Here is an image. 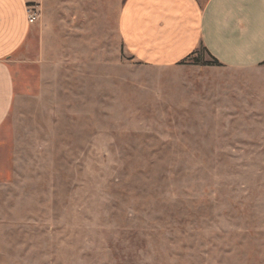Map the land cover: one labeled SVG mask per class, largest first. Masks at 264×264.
Segmentation results:
<instances>
[{"label": "rangeland", "instance_id": "rangeland-1", "mask_svg": "<svg viewBox=\"0 0 264 264\" xmlns=\"http://www.w3.org/2000/svg\"><path fill=\"white\" fill-rule=\"evenodd\" d=\"M64 2L13 66L0 264H264V63L143 65Z\"/></svg>", "mask_w": 264, "mask_h": 264}, {"label": "crops", "instance_id": "crops-1", "mask_svg": "<svg viewBox=\"0 0 264 264\" xmlns=\"http://www.w3.org/2000/svg\"><path fill=\"white\" fill-rule=\"evenodd\" d=\"M51 1L0 0V130L13 105V66L39 33L44 41ZM29 6L43 10L42 22L30 23ZM107 8L123 49L140 64L178 66L202 47L227 68L264 63V0H67L61 10L79 19L78 32L99 34Z\"/></svg>", "mask_w": 264, "mask_h": 264}, {"label": "built area", "instance_id": "built-area-1", "mask_svg": "<svg viewBox=\"0 0 264 264\" xmlns=\"http://www.w3.org/2000/svg\"><path fill=\"white\" fill-rule=\"evenodd\" d=\"M27 16H28L30 23H34L39 18V12H36V9L33 6H29L27 8Z\"/></svg>", "mask_w": 264, "mask_h": 264}, {"label": "trees", "instance_id": "trees-1", "mask_svg": "<svg viewBox=\"0 0 264 264\" xmlns=\"http://www.w3.org/2000/svg\"><path fill=\"white\" fill-rule=\"evenodd\" d=\"M203 48V47H202ZM204 50H206L205 48H203ZM207 51V50H206ZM208 52V51H207ZM212 57V56H211ZM216 62H218L214 57H212ZM219 63V62H218ZM182 64V63H181Z\"/></svg>", "mask_w": 264, "mask_h": 264}]
</instances>
